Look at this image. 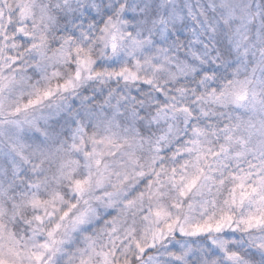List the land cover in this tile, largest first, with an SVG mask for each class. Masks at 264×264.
I'll return each instance as SVG.
<instances>
[{
  "label": "snow or ice",
  "instance_id": "snow-or-ice-1",
  "mask_svg": "<svg viewBox=\"0 0 264 264\" xmlns=\"http://www.w3.org/2000/svg\"><path fill=\"white\" fill-rule=\"evenodd\" d=\"M0 264H264V0H0Z\"/></svg>",
  "mask_w": 264,
  "mask_h": 264
}]
</instances>
